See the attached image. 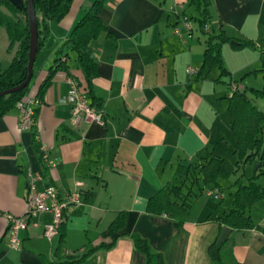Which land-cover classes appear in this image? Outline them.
<instances>
[{
    "label": "crops",
    "instance_id": "crops-1",
    "mask_svg": "<svg viewBox=\"0 0 264 264\" xmlns=\"http://www.w3.org/2000/svg\"><path fill=\"white\" fill-rule=\"evenodd\" d=\"M94 1L73 0L68 14L50 23L27 94L40 99L34 126L20 128L17 108L0 119V264H53L82 255L103 240V232L121 211L128 218L115 245L81 264H147L129 236L133 233L147 239L165 264H215L208 253L222 230L215 219L232 208L238 184L222 183L232 198L224 197L221 205L210 202L205 188L207 199L194 200L180 228L166 215L149 214L147 202L164 186L188 185V168L212 155L236 159L227 110L229 89L232 83L248 87L236 77L264 69V0H212L207 31L224 30L234 43L246 40L254 46L236 49L233 42L224 44L222 55L231 74L221 77L213 67L201 78L197 75L206 36L193 22L191 32L183 26L187 0H108L101 12L108 31L94 43L98 76L93 89L101 103L94 106L103 118L76 124L66 101L69 77L84 84L74 52L39 94L50 68L57 66L58 50ZM9 44L6 29L0 28L3 67L18 51V44L11 50ZM189 67L196 72L189 74ZM37 144L47 146L51 163ZM30 172L42 176L40 188L53 186L61 198L76 189L82 192L83 205L64 211L62 257L55 256L61 231L52 239L44 234L45 224L52 220L49 212L29 219L19 249L8 244L5 214H24ZM258 182L264 186L261 178ZM248 213L264 229V199ZM228 239L238 261L264 264V230L232 229Z\"/></svg>",
    "mask_w": 264,
    "mask_h": 264
},
{
    "label": "trees",
    "instance_id": "trees-1",
    "mask_svg": "<svg viewBox=\"0 0 264 264\" xmlns=\"http://www.w3.org/2000/svg\"><path fill=\"white\" fill-rule=\"evenodd\" d=\"M107 1L95 0L84 17L73 28L69 38L58 50L57 66L50 68L49 74L40 88V96L51 84L58 68L66 67L69 53L74 52L84 77L83 86L92 98V105L101 106L93 89V81L98 76L97 51L94 43L101 34L108 31L101 18V12ZM72 2L73 0H34L39 28L38 53L45 46L50 23L60 22L68 14ZM27 3L28 0H23V7L19 8L9 0H0V28H5L8 33L10 50L18 44L17 54L10 65L3 67L0 64V91L19 85L26 80L28 75L30 32ZM211 6L212 0H187L186 8L181 15L187 16L199 32L206 36L204 57L197 75L198 78H201L206 71L213 67L218 68L221 77L231 74L225 66L222 48L224 44L232 42L233 39L224 30L218 33L207 31L212 19ZM2 7H6L10 13H5ZM20 15H24V18ZM233 46L240 49L254 46V44L250 41L238 40V43H234ZM63 58L66 59L63 60ZM259 70L264 71V69ZM29 90L30 84L18 92L0 96V119L16 109L17 103L28 94ZM228 99L227 110L231 115L230 129L235 140L237 160L231 162L225 157L212 155L198 166L189 167L186 175L189 184L184 182L182 185L164 186L154 193L147 202L149 214L166 215L174 221L176 227H183L190 214L192 204L198 196L193 191L195 184L199 186L201 192L205 188L208 190L220 188L225 191L222 187V181L236 175L240 170L244 171L246 164L255 160L261 165L257 170L254 169L247 183H239L244 173L237 177L235 183L238 184V188L234 193L232 208L215 220L219 223L220 229L229 226L235 231L264 230L254 223L248 213L254 204L264 199V186L258 182V179L264 175V109L258 106V100H264V86L261 89L253 87L239 89ZM34 136L37 142L38 134L35 133ZM38 151L41 152L39 145ZM180 170L182 169L180 168ZM127 218L126 211L119 212L103 232V240L100 243L82 255L69 256L65 261L53 264H81L95 252L101 249H110L115 245L118 236L123 234L120 232L125 228ZM60 231L61 240L55 251V256L62 257L66 221L61 223ZM129 236L135 247L146 255L147 264H165L163 255L154 250L147 239L137 233ZM217 239L208 248L209 256L215 264H245L236 259L233 246L230 245L228 238L220 247L216 246Z\"/></svg>",
    "mask_w": 264,
    "mask_h": 264
},
{
    "label": "built area",
    "instance_id": "built-area-1",
    "mask_svg": "<svg viewBox=\"0 0 264 264\" xmlns=\"http://www.w3.org/2000/svg\"><path fill=\"white\" fill-rule=\"evenodd\" d=\"M183 26L191 32L192 21L187 16H181ZM179 29L176 28V31ZM179 32V31H178ZM66 58H63L65 60ZM189 74H194L196 69L189 67ZM69 95L67 102L70 105L71 118L74 123L81 122H101L103 118L102 111L92 105L89 94L85 87L72 77L68 78ZM237 84L230 86L229 97L239 90ZM40 105V99L32 95H26L20 100L16 108L20 112L19 126L22 130H29L34 125V117L37 106ZM39 138V137H38ZM41 151L44 159L49 161L47 155V146L41 145ZM51 163V161H49ZM42 176L39 173L30 172L28 175V192L26 201V210L23 215L17 216L11 213L5 214L7 222L8 244L13 249H19L22 245L21 232L28 227L29 219L39 213L49 212L52 220L44 226V234L49 239L59 234L61 223L64 221V211L69 206L78 207L83 205V195L78 189L69 192L64 198L60 197L58 190L53 186L40 188L39 184ZM207 195L214 201L223 200L226 193L220 188H212L207 191Z\"/></svg>",
    "mask_w": 264,
    "mask_h": 264
},
{
    "label": "water",
    "instance_id": "water-1",
    "mask_svg": "<svg viewBox=\"0 0 264 264\" xmlns=\"http://www.w3.org/2000/svg\"><path fill=\"white\" fill-rule=\"evenodd\" d=\"M15 6L19 8L23 7V0H9ZM27 17L29 23V32H30V44H29V62H28V75L25 81L6 89L4 91H0V96H4L10 93L18 92L28 86L31 83L33 74H34V64L38 53V44H39V28H38V17L34 7V0H28L27 3ZM233 43L235 41H232ZM261 165L260 162L257 163L255 169L257 170ZM232 232V228L229 226H224L221 230V233L217 239L216 246L220 247L222 243L228 238L230 233Z\"/></svg>",
    "mask_w": 264,
    "mask_h": 264
},
{
    "label": "rangeland",
    "instance_id": "rangeland-1",
    "mask_svg": "<svg viewBox=\"0 0 264 264\" xmlns=\"http://www.w3.org/2000/svg\"><path fill=\"white\" fill-rule=\"evenodd\" d=\"M2 10L5 12V13H10L9 10L6 8V7H2ZM22 18H24V15H20ZM254 70L252 72H250L249 74L247 75H240V76H237V80L238 82H243V85H247L249 88L250 87H254V88H263V84H264V71L263 70ZM235 84V83H234ZM247 87V88H248ZM230 91V89H229ZM258 106L261 108V109H264V100L262 99H259L258 100ZM234 137L232 135V142L235 141L233 140ZM237 160V156H236V159H232L233 162H235ZM257 163L256 164H253L251 165L250 163H247V165L245 166V170H240L236 175L230 177L229 179H224L222 181L223 183V186H229L230 184H234L237 177H240L242 175V173H244V175L241 177L242 178V182H248V179L252 176L253 174V171H254V168L256 167ZM193 168V167H192ZM262 179V182L264 183V175H262L260 177ZM196 192H197V197L195 198V201L197 200H200L201 198H203L204 200L207 199V196L200 191V188L198 185H196ZM203 196V197H201ZM232 198L230 193L229 192H226V196H225V201ZM222 201V200H220ZM212 204L214 205H221L223 204V201L220 202V203H217L216 201L214 202V200L210 201ZM217 203V204H216Z\"/></svg>",
    "mask_w": 264,
    "mask_h": 264
}]
</instances>
